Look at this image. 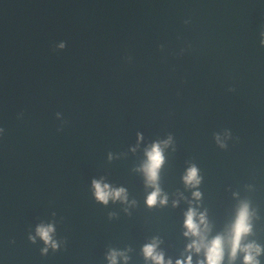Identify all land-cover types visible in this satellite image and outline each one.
I'll return each instance as SVG.
<instances>
[{"label": "water", "instance_id": "1", "mask_svg": "<svg viewBox=\"0 0 264 264\" xmlns=\"http://www.w3.org/2000/svg\"><path fill=\"white\" fill-rule=\"evenodd\" d=\"M262 32L264 0H0V264H108L129 246V264H151L154 235L166 258H186L192 164L210 236L247 201L248 239L264 245ZM169 136V203L149 208L139 169ZM101 178L128 189L131 215L96 200ZM53 220L61 247L43 255L29 234Z\"/></svg>", "mask_w": 264, "mask_h": 264}, {"label": "clouds", "instance_id": "2", "mask_svg": "<svg viewBox=\"0 0 264 264\" xmlns=\"http://www.w3.org/2000/svg\"><path fill=\"white\" fill-rule=\"evenodd\" d=\"M264 36V32L261 33ZM261 43H264L262 41ZM64 47L63 44L60 45ZM3 131V129H0ZM140 138L143 139L142 134ZM216 141L221 147H226L220 139L219 134H216ZM172 143V137L167 140L154 142L147 148L146 161L142 164L139 171H142L145 177L146 187L152 189L146 197V204L149 208L165 207L169 203V194L161 187L160 173L165 163L164 148ZM111 159V154H109ZM185 187L197 189L192 192L193 200L189 201L190 206L184 212L183 227L185 229L183 235L190 238V242L185 249V255L181 258L173 260L171 257L166 258L165 251L161 248L163 239L159 235H154L150 240L143 244L142 255L146 262L151 264H235L240 255H243V264H261L259 257L264 254V245H261L256 240H249L248 237L254 232L253 212L250 210V205L247 201H242L236 210L234 220L227 226V232H220L211 235L213 225L208 218V210L200 211L194 206L196 202L201 200L202 193L198 190L201 184L202 177L199 174V169L195 164L189 166L183 177ZM92 187L97 201L107 205L109 201H120L129 205L124 211L131 215L130 207L136 204L135 200H129L128 189L120 186L113 187L109 183H105L103 178L93 179ZM179 197L187 199L183 193L178 194ZM180 199L172 200V206L178 207ZM53 216L56 214L53 213ZM117 213L110 212L109 218L116 217ZM56 221L41 222L36 226L35 234H29V240L36 243L37 239L43 241L44 246L41 248V253L47 255L49 249L57 251L61 247V240L56 238ZM66 242V240H65ZM132 248L129 246L125 249L112 247L106 253L108 264H120L122 259L124 264H129L131 257L129 252ZM193 254L202 255V258L194 261Z\"/></svg>", "mask_w": 264, "mask_h": 264}]
</instances>
